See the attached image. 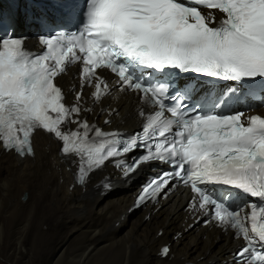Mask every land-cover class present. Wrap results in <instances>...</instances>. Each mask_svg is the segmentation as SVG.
Masks as SVG:
<instances>
[{
    "label": "snow or ice",
    "instance_id": "1",
    "mask_svg": "<svg viewBox=\"0 0 264 264\" xmlns=\"http://www.w3.org/2000/svg\"><path fill=\"white\" fill-rule=\"evenodd\" d=\"M42 43L46 50L32 54L21 39H0V146L33 155V133L53 134L63 142L65 155L79 157L80 183L105 161L142 147L145 154L132 163H118L125 175L154 160L172 170L143 188L138 205L158 196L171 180H184L195 194L190 208L211 214L245 241L234 264H264V205L248 203L245 212L233 207L228 188H208L229 186L264 202V116L222 114L204 104L189 112L179 103H166L190 98L193 91L185 87L173 94L169 69L231 81L264 79V0H88L82 31L59 33ZM72 62L82 64L80 88L94 86L97 100L108 91L97 74L100 68L142 94L156 110L146 115L140 133L123 138L72 119L82 111V93H76L75 105H66L54 82ZM140 69L160 76L145 80ZM65 124L78 127L65 131ZM93 130L103 142L90 138ZM168 253L164 247L161 254Z\"/></svg>",
    "mask_w": 264,
    "mask_h": 264
},
{
    "label": "bare ground",
    "instance_id": "2",
    "mask_svg": "<svg viewBox=\"0 0 264 264\" xmlns=\"http://www.w3.org/2000/svg\"><path fill=\"white\" fill-rule=\"evenodd\" d=\"M3 1L1 10L6 9ZM9 4L16 3L10 0ZM135 100L122 95L106 103L109 110L116 109L110 119L117 127L135 128ZM32 147L33 155L20 156L0 146V260L9 264H218L237 245L229 234L213 228L185 230L186 191L162 202L154 213L153 207L125 217L132 203V185L120 184L111 174L108 181L103 175H90L76 185V161L59 156L57 141L35 132ZM114 186L120 188L114 191ZM176 233L180 237L174 239ZM167 243L170 254L160 259L159 248Z\"/></svg>",
    "mask_w": 264,
    "mask_h": 264
},
{
    "label": "rangeland",
    "instance_id": "3",
    "mask_svg": "<svg viewBox=\"0 0 264 264\" xmlns=\"http://www.w3.org/2000/svg\"><path fill=\"white\" fill-rule=\"evenodd\" d=\"M0 264H9L8 262H5L3 260H0Z\"/></svg>",
    "mask_w": 264,
    "mask_h": 264
},
{
    "label": "water",
    "instance_id": "4",
    "mask_svg": "<svg viewBox=\"0 0 264 264\" xmlns=\"http://www.w3.org/2000/svg\"><path fill=\"white\" fill-rule=\"evenodd\" d=\"M25 197H23L22 199H24Z\"/></svg>",
    "mask_w": 264,
    "mask_h": 264
}]
</instances>
